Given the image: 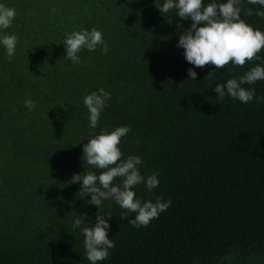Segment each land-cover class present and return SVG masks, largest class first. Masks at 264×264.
Here are the masks:
<instances>
[{
	"label": "trees",
	"instance_id": "obj_1",
	"mask_svg": "<svg viewBox=\"0 0 264 264\" xmlns=\"http://www.w3.org/2000/svg\"><path fill=\"white\" fill-rule=\"evenodd\" d=\"M3 2L16 11L5 31L17 45L11 61L0 47V264H90L72 222L81 215L90 226L97 211L111 214L115 242L97 264H264V103L212 90L264 61V48L243 66L196 67L176 46L190 18L163 15L160 0ZM257 8L242 0L240 15L264 31ZM93 27L107 53L98 46L82 49L79 64L66 60L65 34ZM243 86L264 97V80ZM99 88L111 98L93 130L83 97ZM117 125L131 129L122 158L139 155L142 175L158 173L159 186L138 184L136 196L171 200L146 227L134 228V214L111 201L97 209L71 181L90 169L89 135Z\"/></svg>",
	"mask_w": 264,
	"mask_h": 264
},
{
	"label": "clouds",
	"instance_id": "obj_2",
	"mask_svg": "<svg viewBox=\"0 0 264 264\" xmlns=\"http://www.w3.org/2000/svg\"><path fill=\"white\" fill-rule=\"evenodd\" d=\"M247 3L259 5L255 15L264 19V0H247ZM159 11L166 16L170 11L181 20H191L187 28L181 26L176 46L183 49V56L187 62L203 67L212 64L217 69L223 68L229 62L233 65L243 66L253 59L261 60L257 55L264 48V31L254 28L241 18L242 0H160L155 3ZM248 15L253 14L252 9L247 10ZM172 15V16H173ZM16 16L14 8L7 6L0 0V47L5 51V58L11 61L17 45V36L14 32H6ZM65 47V58L72 64L81 63L79 53L82 49L107 53L108 44L103 39L101 30L91 29L72 30L65 34L62 41ZM197 73L193 68L187 69V76L192 80ZM257 80H264V61L251 67L238 78L224 79V83H216L212 89L216 96L225 95L241 103L247 104L254 99L264 103V97L257 96L254 89L245 88V84H253ZM111 94L104 88L93 90L83 97V104L88 111V126L95 130L101 112L105 109ZM28 111L37 107L36 102L28 97L23 101ZM131 131L128 125L103 127L99 132H93L82 145L83 162L90 169L84 174L74 173L72 182H80V191L88 195V203L100 208L104 201H111L126 213L134 214L128 220L134 228L146 227L151 220L157 218L161 212L166 211L171 200L157 197L141 199L136 196L135 186L144 184L148 192L159 186L158 173L148 176L141 174L139 165L142 158L139 155L129 154L126 158L119 147L121 138ZM94 169H100L99 173ZM119 177L118 183L114 181ZM98 211L95 222H87L90 226H83L85 220L78 215L72 222L73 229H80L84 237L85 256L90 264H97L110 255V249L115 242L108 237L110 224L106 217ZM127 214H121V217Z\"/></svg>",
	"mask_w": 264,
	"mask_h": 264
}]
</instances>
